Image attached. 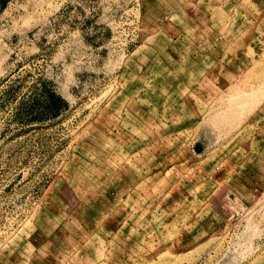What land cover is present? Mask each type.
<instances>
[{
	"label": "rangeland",
	"instance_id": "1",
	"mask_svg": "<svg viewBox=\"0 0 264 264\" xmlns=\"http://www.w3.org/2000/svg\"><path fill=\"white\" fill-rule=\"evenodd\" d=\"M0 264H264V0H0Z\"/></svg>",
	"mask_w": 264,
	"mask_h": 264
}]
</instances>
